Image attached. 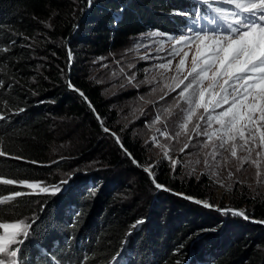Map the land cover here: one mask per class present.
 <instances>
[{"label": "trees", "instance_id": "obj_1", "mask_svg": "<svg viewBox=\"0 0 264 264\" xmlns=\"http://www.w3.org/2000/svg\"><path fill=\"white\" fill-rule=\"evenodd\" d=\"M84 2L0 0V114L9 117L0 121V150L23 158H0V169L15 178L52 184L55 183L54 172L69 166L67 159H54L58 122L67 120L75 127H82L81 131L78 130L81 135L77 134L76 146H68L71 153L76 151L79 157L88 156L99 145L101 131L97 121L78 96L70 91L69 80L85 94L97 112L102 113L103 103L99 92L79 78L77 58L71 68L68 67L67 39L85 44L101 55L123 47L130 37L142 33L152 18L163 28L170 29L180 25L173 17H167L170 11L192 12V6L188 8L180 4L182 0H97L84 16L80 11ZM174 3L177 6H173ZM20 108L24 111L20 112ZM88 130L89 134H86ZM123 145L139 159L134 147L127 141ZM118 152L107 155L109 158L102 161L112 168L124 167ZM157 182L167 184L162 179ZM86 184H80V187ZM168 185L174 191L201 197L191 182L184 185L168 181ZM15 190L26 193L17 198L16 212L20 217H32L35 213L40 218L35 226L37 234L31 242L35 245L27 242L24 246L22 261L26 264H111L112 256L122 246L130 250V264L184 262L189 243L177 253L172 247L179 237L185 235L186 226L170 232H149L143 228L140 233L128 236L127 222L132 217L119 206L110 207L111 201L97 205L81 198L76 191L68 193L70 199L65 200L68 194L61 199L59 196L28 193L24 187ZM42 202L43 211L40 210ZM166 202L169 201L164 199L160 205ZM67 204L73 205L77 212L74 217ZM89 211L92 213L88 217ZM249 214L254 220L264 221V204H253ZM242 228L238 224L234 231L241 235ZM176 229L178 233L172 235ZM258 232L264 237V229ZM123 264L129 262L125 260ZM213 264H264V254L252 251L245 255L238 244L226 250Z\"/></svg>", "mask_w": 264, "mask_h": 264}, {"label": "rangeland", "instance_id": "obj_2", "mask_svg": "<svg viewBox=\"0 0 264 264\" xmlns=\"http://www.w3.org/2000/svg\"><path fill=\"white\" fill-rule=\"evenodd\" d=\"M84 1L86 10L83 12L87 13L90 7H87L86 0ZM96 1L93 0L92 5ZM194 3L195 0L194 2L188 0L180 2L182 6L188 8L193 7ZM173 6L177 5L174 3ZM167 17H173L180 25L166 29L160 26L156 19L152 18L143 32L130 37L123 47L101 55L89 49L85 44L74 42L71 38L69 44L65 45L66 55L69 48L71 51L73 48L75 49L72 51L71 63H74L77 58L80 70L78 73L79 78L99 92L103 103V111L102 113L93 112L92 109L90 111L97 121L101 134L98 139L99 145L95 147L92 154L79 157L76 151L71 153L68 146L74 144L76 146L78 143L77 134L81 135L78 130L82 127H75L71 121L67 120L57 123L56 141L53 145V155H56L54 159H67L69 166L66 169L55 171L53 174L55 176L54 180L55 183L65 180L70 174L72 179L65 186V191L51 197L56 198L59 196L64 199L67 197L66 194L76 191V194L81 198H86L97 205L111 201L110 207L119 206L132 217V220L127 222L128 230L126 233L128 236L129 233H131L130 235L140 233L143 228L149 232H170L176 227L186 226L188 228L187 232L184 236L179 237L172 247L177 253L178 250L185 249V244H190L186 248L188 251L184 253V262L179 264H213L216 259L225 254L226 250L238 244L242 246L245 255H250L252 251L260 252L263 255L264 237L263 234H259L258 230L264 229V227L251 224L248 221H257L253 220L249 214L253 204H264V152H262L261 157H257L254 151L251 160L242 161L239 158L247 155L246 152L238 149V156L233 158L230 151H223L222 155L216 156V160L221 163L220 167H216L211 155L213 152L211 144L208 148L202 147L201 145L206 137H196L191 132V128L198 122L196 116L193 117L192 123L188 125L189 131L187 134L171 140L160 135L161 131H167L174 137L176 132L181 131L180 124L183 122L184 114L180 112V109L172 106L175 105L178 93L183 86L175 91H169L164 88V85L174 87L175 83L178 82L172 79L178 74L176 65L179 63L183 51H188L187 48L177 46L181 47L180 55L175 58L168 56L173 43L167 39V36L169 34L178 35L183 31L185 24L189 23V18L177 15L174 11H170ZM181 25H184V27ZM152 32H157L158 35L154 38L149 37L148 34ZM161 40L164 42V50L157 51ZM137 43H142L147 47L137 48ZM71 45H73V48ZM194 51L193 48L192 53ZM145 55L149 56L148 60L141 59ZM99 58L104 59L100 60ZM168 59H172L170 69L164 70L154 67L159 63H166ZM116 61H119V64ZM101 64H107L108 67L103 68L100 66ZM129 64L134 65V67L129 68ZM67 65L68 67L71 66L68 61ZM121 66L124 68V74L114 76V72H120ZM146 69H151V71L146 72ZM190 69L191 54L186 59L184 70L179 74L180 78L187 75ZM132 74L136 76L133 84H139L138 88L127 83L126 77ZM153 77H155V80L152 83H140L145 81L146 78L152 79ZM121 84H124L125 87L121 88ZM153 88L158 90L153 92ZM160 88L168 92L163 100L160 99V96L163 95V92L159 90ZM141 97L144 100H141ZM182 106L186 107V105ZM164 108H171L172 114L164 113ZM97 113L103 118L104 126L108 127L116 136H119L122 143L127 141L131 147L136 149L139 159L135 158L132 150H128V152L141 165H156L154 168L156 178L167 182V184L163 183L161 185L169 189L168 191L156 189L143 168L132 163V160L116 143L115 137L103 131L100 121L96 118ZM201 113L202 110H198V114ZM158 114L161 115V121L156 123L154 127H147L146 123L151 124ZM214 127L218 126L214 125ZM86 134H89V130ZM74 136L75 138L72 139ZM188 136L193 137L191 142L188 140ZM153 137L158 140V144L154 145L151 142ZM67 140L70 141L67 142ZM185 143H190L191 146L182 153L180 150ZM160 145L166 146L171 159L180 161L175 173L171 170L170 161L164 158V150ZM117 151H119L118 155L125 166H117V168L107 166L102 160H107L109 158L106 157L107 155ZM225 158H227L226 163ZM255 160H259V164L253 163ZM206 161L208 162L207 165ZM212 171L218 172V176L213 177L211 175ZM229 172L232 173L231 177L228 176ZM86 180L88 181L87 184ZM168 181H177L179 184L184 185L191 182L195 190L201 195L200 198L197 196H193V198L207 201L221 209L231 208L245 211L250 219L245 220L243 217L233 215L231 212L217 211L215 207L205 208L194 203L193 200L185 199L184 196L189 195L174 191L168 185ZM219 181H223V186ZM80 184L86 185L80 187ZM229 184L232 185L231 189L227 187ZM25 190L32 194H42L38 190L27 188ZM69 194L65 200L70 199ZM103 199L105 201H102ZM164 199L169 202L160 205ZM72 206L67 204V208L70 212H73L72 217H74L77 212L73 210ZM91 213L89 211L88 217ZM141 220L143 223L133 228V225ZM213 220L214 222H212ZM210 221L212 222L211 225L209 224ZM238 224L243 227L241 235L234 231ZM178 231L176 229L172 235H176ZM247 237L250 240H247ZM28 242L31 243L33 240L30 239ZM31 244L35 245V243ZM123 248V262L126 260L130 264V250L127 246H123Z\"/></svg>", "mask_w": 264, "mask_h": 264}, {"label": "snow or ice", "instance_id": "obj_3", "mask_svg": "<svg viewBox=\"0 0 264 264\" xmlns=\"http://www.w3.org/2000/svg\"><path fill=\"white\" fill-rule=\"evenodd\" d=\"M93 0H86V6L91 7ZM81 8L80 11H85ZM186 18H191V23H186L185 28L178 35H168L167 39L173 43L168 56L175 58L180 55L181 47L187 48L183 51L179 63L176 65L177 76L172 79L178 81L175 86L164 85L169 91H175L181 88L178 93L175 105L172 107L180 109L184 114L183 122L180 124L181 131L171 136L167 131H161L160 135L167 139H175L189 131L188 125L192 123L193 117L197 121L191 128V132L196 137H206L202 147L208 148L211 144L213 152L211 153L216 167L221 163L216 160L217 155H222L223 151H230L233 158L238 156L239 151L247 153L240 157L242 161L252 159V153L255 151L257 157L262 156L264 152V0H195L192 12L176 13ZM51 27V25H48ZM157 32L149 33V37H156ZM164 42L160 41L157 51L164 50ZM137 48L147 47L142 43H137ZM195 49L192 53V49ZM7 51V49H5ZM191 54V69L180 78L179 74L184 70L186 59ZM72 51H67V61L69 65L72 61ZM103 60L104 58H99ZM141 59L148 60L145 55ZM96 63V61H94ZM119 64V61H116ZM172 65V59L166 63H159L154 67L168 70ZM107 68V64L100 65ZM129 68L134 65L129 64ZM146 72L151 69H146ZM124 74V68L121 66L119 73H113L114 76ZM163 75V73H161ZM127 83L138 88L139 84H133L136 80L135 74L126 77ZM155 77L141 81L140 83H152ZM68 87L73 91L79 92V95L88 103L89 108L95 112L91 102L87 100L85 94L69 80ZM125 87L124 84L120 85ZM158 89L153 88L156 92ZM160 99L163 100L168 95L163 88ZM141 100H144L141 97ZM149 102V101H145ZM150 103V102H149ZM182 105H186L183 107ZM219 109V111H217ZM198 110H202L198 114ZM20 112L24 109L20 108ZM164 113L172 114L171 108H164ZM9 117L0 114V121L7 120ZM96 118L100 121L101 127L105 133H110L115 137L116 143L123 149L125 154L132 160L137 167H142L143 171L151 178L156 189L168 191L164 185L157 182L154 172L155 164L143 166L137 161L125 148L119 136L104 126L103 118L97 113ZM161 121V115H157L151 124L147 127H154ZM214 125L218 127H214ZM159 131V130H157ZM192 136H188L191 142ZM151 142L156 145L158 140L153 137ZM242 142V143H241ZM148 143V142H146ZM190 143H185L180 150L182 153L190 147ZM164 150L165 159L170 161L171 170L175 173L178 159H171L169 152L164 145H160ZM259 149V150H257ZM0 158L22 160L20 156H11L8 152L0 150ZM227 158H225V163ZM31 163H36L32 161ZM160 163V162H157ZM207 165V161L205 162ZM259 164V160L253 161ZM239 171V169H238ZM213 177L218 176V172L212 171ZM259 175V173H258ZM231 177L232 173L229 172ZM72 179L70 174L67 179L52 184H45L44 181H31L29 179H18L12 176L10 172L0 169V264H26L22 261V253L25 244L33 239L36 234V224L39 217L33 213L32 217H20L16 212L19 204L17 198L26 193L15 190L16 187L38 190L39 193L49 196H57L66 190L65 186ZM223 186V181H219ZM45 185V186H42ZM4 186H13L5 188ZM231 189L232 185H227ZM7 194H3V193ZM183 195V194H181ZM185 199L193 200L194 203L202 205L205 208L215 207L217 211L225 213L231 212L233 215L241 216L245 220L250 219L245 211L231 208L221 209L213 206L207 201H201L190 196H184ZM8 206V207H6ZM40 210H44V202L41 203ZM16 217L10 219V217ZM264 223V221H255ZM143 223L137 221L133 228ZM131 233H129L130 235ZM124 248L117 252L111 258L112 264H123ZM179 264V262H177Z\"/></svg>", "mask_w": 264, "mask_h": 264}, {"label": "water", "instance_id": "obj_4", "mask_svg": "<svg viewBox=\"0 0 264 264\" xmlns=\"http://www.w3.org/2000/svg\"><path fill=\"white\" fill-rule=\"evenodd\" d=\"M85 14H86V12L84 13V15H85ZM65 44H66V45L69 44V39L66 40ZM66 60H67V58H66ZM70 91L74 92V93L78 96V98L82 101V104H83L84 106H86V108H88L89 110H91V108H89V106H88V103L85 102V100L79 95V92H77V91H73L72 89H70ZM253 220H254V219H253ZM248 222H250L251 224H257V225L260 226V227H264V223H256L255 221H252V220H249Z\"/></svg>", "mask_w": 264, "mask_h": 264}]
</instances>
